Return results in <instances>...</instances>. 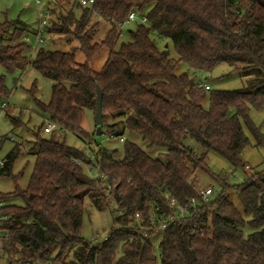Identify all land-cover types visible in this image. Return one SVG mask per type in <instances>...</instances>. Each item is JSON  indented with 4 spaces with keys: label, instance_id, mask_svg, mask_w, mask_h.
<instances>
[{
    "label": "trees",
    "instance_id": "1",
    "mask_svg": "<svg viewBox=\"0 0 264 264\" xmlns=\"http://www.w3.org/2000/svg\"><path fill=\"white\" fill-rule=\"evenodd\" d=\"M59 5L47 9L45 33L50 40L77 38L84 63H76L74 51L43 46L32 56L23 23H0V66L11 75L31 67L51 80L47 103L35 96L34 84L29 96L56 125L51 132L44 131L45 124L37 129L27 186L0 192L6 202L0 207L5 215L0 233L8 232L0 237V258L6 264H264V170L231 184L208 167L213 151L244 168L241 153L249 142L242 122L257 143L262 139L249 112L264 108V0H96L93 6L72 0L67 11ZM57 8L63 12L51 17ZM131 12L134 27L125 30ZM102 21L109 28L93 41ZM157 38L171 41L177 59ZM103 49L108 56L95 71L91 63ZM181 63L188 71L177 74ZM220 64L253 75L250 85L210 90L199 75ZM96 84L103 92L102 133L119 139L125 131L139 134L146 150L123 139V157L116 159V150L66 143L70 133L81 140L91 137L82 121L87 110L94 114ZM8 96L0 73V101ZM14 122L20 124L19 117ZM189 138L204 148L201 154L186 144ZM156 147L166 150L154 157L149 152ZM19 151L16 145L7 153L0 176H12ZM198 169L220 185L205 200L195 186ZM230 192L243 211L229 201ZM14 198L22 205L9 202ZM170 198L186 208L184 216L174 214ZM86 200L98 210H111L106 239L82 235ZM163 222L167 226L161 230ZM156 232L161 234L157 253L150 242Z\"/></svg>",
    "mask_w": 264,
    "mask_h": 264
},
{
    "label": "rangeland",
    "instance_id": "2",
    "mask_svg": "<svg viewBox=\"0 0 264 264\" xmlns=\"http://www.w3.org/2000/svg\"><path fill=\"white\" fill-rule=\"evenodd\" d=\"M71 1L72 0H40V3L36 4L34 0H0V23L5 21L13 22L16 20L23 23L25 27V36L28 42L34 46L31 53L32 56L36 48L43 46L48 50H60L64 52L74 51L76 63H84L86 58L83 52L78 49L80 43L77 38L72 37L69 40L58 39L57 35H53L50 40L49 36L43 33L45 43L35 45L34 32L39 26V20L44 18L45 10L54 8L55 5L60 4L59 7L62 6V8L67 11ZM59 10L58 8L55 9L54 14H50V16L54 18V15L63 12V10ZM74 11L77 15L79 14L78 9L75 8ZM94 21L95 17H92L90 22ZM133 27V21H128L123 26L125 30ZM108 28L109 23L106 21L100 22L93 41H99L103 38ZM122 39L127 40L126 34H124ZM156 42L160 47L166 49L173 58L177 59V54L173 50L171 41L168 40L163 44L161 38H157ZM107 56L108 50L103 49L93 59L91 63L92 69L99 71ZM184 71H188V67L186 64L181 63L176 73L180 74ZM0 73L5 74V84L9 90V96L4 100L7 101V106L0 110V159L5 158L7 153L16 145H18L20 150L11 166L12 176H14L16 180L14 181L12 176H0V192L11 193L16 185L20 189H24L27 186L35 159L34 155L29 152V149L35 139L38 127L49 121L47 115L40 111L37 104L31 96H29V90L34 84L37 90L35 96L42 102L47 103L50 99L52 82L48 78L40 76L31 67H28L22 75H11L6 74L4 69L0 66ZM199 78L203 80V83H207L210 86V90L231 91L248 87L253 75L235 71L228 64H220L211 72L201 73ZM2 102L3 101H0V104ZM201 103L204 108L208 107V91L201 100ZM17 117L20 119V124L14 122ZM249 118L262 134V139L257 143L253 133L242 122V127L248 137L249 143L242 150L241 160L244 166L247 165L249 167L248 170H245V167L241 168L231 165L216 152H208V167L211 172L221 175L231 184L245 182L251 174L264 170V108L255 109L252 107L249 112ZM109 121L108 119L107 122ZM95 125L93 112L87 110L82 121V127L88 133H91V137H86L81 140L70 133L66 137V143L77 148H82L85 143H90L92 147L101 146L108 150H116L114 157L116 159H121L123 157V141H121L118 136L110 137L107 133L97 135L95 132ZM40 136L48 137L49 133L40 131ZM10 137H13L15 141L9 140ZM121 137L135 142L142 149L146 150L147 142L143 141L141 135L125 131ZM186 144L189 145L196 154H201L204 151V148L194 139H187ZM165 150V148L156 147L151 150L149 154L157 157L159 153H164ZM194 176L197 189L210 187L214 190V194L220 190V185L217 181L205 171L198 169L194 172ZM228 199L240 211H243V207L234 192L228 194ZM9 202L19 206L22 205V201L19 198L11 199ZM85 207L86 211L83 216L81 229L82 235L86 239L94 237L97 241L103 240L113 226L111 210H98L89 200H86ZM110 207V209H114L112 202H110ZM160 238L161 234L159 232L154 233L150 237V242L153 244L156 253L158 252ZM55 252L56 249L53 250V253ZM0 264H6L5 258H0Z\"/></svg>",
    "mask_w": 264,
    "mask_h": 264
},
{
    "label": "built area",
    "instance_id": "3",
    "mask_svg": "<svg viewBox=\"0 0 264 264\" xmlns=\"http://www.w3.org/2000/svg\"><path fill=\"white\" fill-rule=\"evenodd\" d=\"M36 4H39L40 3V0H34ZM96 0H80V3L82 5H87V6H93V4L95 3ZM48 16H49V10H45V15H44V18L40 19L39 20V26L37 28V30L35 31V34H34V37H35V45L36 44H44V38H43V33H45V25L47 24V21H48ZM135 14L133 12H131L128 16V20H133L135 19ZM141 21L142 22H145L146 21V17L145 16H142L141 17ZM34 47V46H33ZM205 88L208 89V85H205ZM7 106V101H3L1 104H0V110L5 108ZM56 128V125L51 122V121H47L44 125V131L45 132H51L52 130H54ZM11 141H15L13 137H10L9 138ZM120 140L122 141L123 138H120ZM6 159L5 158H2L0 159V168L3 167L4 163H5ZM245 167V170H248L249 167L247 165L244 166ZM198 192V195L203 199L205 200L209 195L210 193L212 192V188L208 187V188H199L197 190ZM110 202L113 203V207L114 209H116L117 205H116V202H115V199L114 198H111L110 199ZM191 203H194V198L191 199L190 201ZM5 201H0V207H2L3 205H5ZM170 203H171V206L172 207H175V211H174V214H180L181 216H184L185 212H186V208L178 205L176 203V201H174L172 198H170ZM119 214H122L121 212H119ZM173 217V215L170 217V219ZM3 218H5V215H0V220H2ZM135 218V221L138 222L140 221V216L138 213L135 214L134 216ZM167 226V223L166 222H163L161 225H160V229L161 230H164L165 227ZM5 236L7 237L8 236V232L7 231H3L0 233V237L1 236ZM93 241H96V238L92 237L91 238ZM103 239H106V236L103 238Z\"/></svg>",
    "mask_w": 264,
    "mask_h": 264
},
{
    "label": "water",
    "instance_id": "4",
    "mask_svg": "<svg viewBox=\"0 0 264 264\" xmlns=\"http://www.w3.org/2000/svg\"><path fill=\"white\" fill-rule=\"evenodd\" d=\"M102 96H103L102 89L99 87L98 84H96V100H95L94 117H95V124L97 125L96 126L97 135L102 134V129H101V125L103 123Z\"/></svg>",
    "mask_w": 264,
    "mask_h": 264
},
{
    "label": "crops",
    "instance_id": "5",
    "mask_svg": "<svg viewBox=\"0 0 264 264\" xmlns=\"http://www.w3.org/2000/svg\"><path fill=\"white\" fill-rule=\"evenodd\" d=\"M10 140V139H9Z\"/></svg>",
    "mask_w": 264,
    "mask_h": 264
}]
</instances>
